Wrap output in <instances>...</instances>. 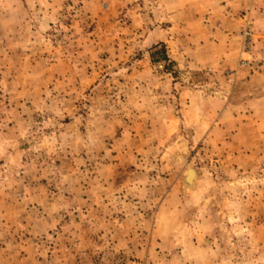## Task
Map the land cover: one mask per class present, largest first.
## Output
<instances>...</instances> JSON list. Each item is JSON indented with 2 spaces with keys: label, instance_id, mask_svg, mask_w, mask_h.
<instances>
[{
  "label": "rangeland",
  "instance_id": "374dc122",
  "mask_svg": "<svg viewBox=\"0 0 264 264\" xmlns=\"http://www.w3.org/2000/svg\"><path fill=\"white\" fill-rule=\"evenodd\" d=\"M263 59L264 0H0L9 264H264Z\"/></svg>",
  "mask_w": 264,
  "mask_h": 264
},
{
  "label": "crops",
  "instance_id": "0c3cea01",
  "mask_svg": "<svg viewBox=\"0 0 264 264\" xmlns=\"http://www.w3.org/2000/svg\"><path fill=\"white\" fill-rule=\"evenodd\" d=\"M215 11H218L216 13H219L221 12V10L217 7L215 9ZM231 11L228 10V8H224L223 10V16L225 17V20L224 18H221V16H218L216 14H213V20H214V26L213 28H211V34L212 36L215 37V39L213 40L212 42V46H214L217 51L221 52L222 54H217L219 56H214V59H215V62H220L221 60H223L225 57L226 59V63L227 61H231V63H233L235 61V56H237L239 53H238V50H236V52L233 53V50H232V42H233V38H234V34L232 32V30H236L237 29V24H233V19L230 18V15H231ZM221 23V25H219ZM231 48V50H230ZM233 58V60H232ZM264 60V59H263ZM222 62V61H221ZM220 62V63H221ZM262 68V72H260L257 76H254L253 79L256 80V88L257 89H263L264 90V81L260 82L258 81L259 79H264V66L260 67ZM240 74V73H239ZM253 79H251V81H253ZM258 103H262L260 101H258ZM230 109V106H226V109H225V113ZM258 126H260V124H257ZM217 123L215 122V126L213 127V130H216L217 128ZM259 129V127H258ZM212 131V129H211ZM260 135H257V138L259 137ZM24 238H28L27 236L24 235V237L21 238V243L22 244H25L24 242ZM12 253H14V256L16 257V264H25L26 260H28V258H25L24 256L27 255V251L29 249H26L25 246H20V247H16V248H13L12 249ZM37 251V249H35ZM9 251H10V248L6 247V248H1V251H0V256H1V264L2 262L5 263V264H9ZM25 252V253H23ZM8 258V259H7Z\"/></svg>",
  "mask_w": 264,
  "mask_h": 264
},
{
  "label": "built area",
  "instance_id": "2783aa9c",
  "mask_svg": "<svg viewBox=\"0 0 264 264\" xmlns=\"http://www.w3.org/2000/svg\"><path fill=\"white\" fill-rule=\"evenodd\" d=\"M243 48L244 51H248L251 49L255 35L253 30L251 29L250 25H247V28L243 31Z\"/></svg>",
  "mask_w": 264,
  "mask_h": 264
},
{
  "label": "bare ground",
  "instance_id": "6f19581e",
  "mask_svg": "<svg viewBox=\"0 0 264 264\" xmlns=\"http://www.w3.org/2000/svg\"><path fill=\"white\" fill-rule=\"evenodd\" d=\"M193 171H192V169H190L187 172V175H186V177H187L186 185L187 186L193 185L194 179L196 178V173Z\"/></svg>",
  "mask_w": 264,
  "mask_h": 264
},
{
  "label": "water",
  "instance_id": "95a60500",
  "mask_svg": "<svg viewBox=\"0 0 264 264\" xmlns=\"http://www.w3.org/2000/svg\"><path fill=\"white\" fill-rule=\"evenodd\" d=\"M192 171H193V170H192ZM193 172H195V171H193ZM186 181H187V177H186ZM186 181H185V182H186Z\"/></svg>",
  "mask_w": 264,
  "mask_h": 264
}]
</instances>
